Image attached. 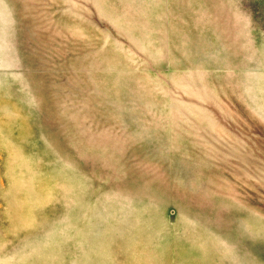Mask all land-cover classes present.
Listing matches in <instances>:
<instances>
[{"label": "rangeland", "instance_id": "374dc122", "mask_svg": "<svg viewBox=\"0 0 264 264\" xmlns=\"http://www.w3.org/2000/svg\"><path fill=\"white\" fill-rule=\"evenodd\" d=\"M0 264H264V0H0Z\"/></svg>", "mask_w": 264, "mask_h": 264}]
</instances>
